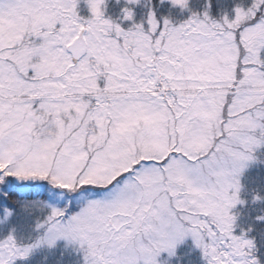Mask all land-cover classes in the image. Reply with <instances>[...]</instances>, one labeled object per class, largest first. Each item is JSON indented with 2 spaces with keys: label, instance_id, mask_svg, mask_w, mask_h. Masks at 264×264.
<instances>
[{
  "label": "snow or ice",
  "instance_id": "snow-or-ice-1",
  "mask_svg": "<svg viewBox=\"0 0 264 264\" xmlns=\"http://www.w3.org/2000/svg\"><path fill=\"white\" fill-rule=\"evenodd\" d=\"M185 257L264 264V0H0V264Z\"/></svg>",
  "mask_w": 264,
  "mask_h": 264
},
{
  "label": "trees",
  "instance_id": "trees-1",
  "mask_svg": "<svg viewBox=\"0 0 264 264\" xmlns=\"http://www.w3.org/2000/svg\"><path fill=\"white\" fill-rule=\"evenodd\" d=\"M181 251H185L184 249H182ZM189 259V257H185V262H186V264H187V260ZM191 259H195V257L193 256V257H191Z\"/></svg>",
  "mask_w": 264,
  "mask_h": 264
}]
</instances>
